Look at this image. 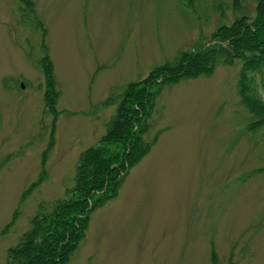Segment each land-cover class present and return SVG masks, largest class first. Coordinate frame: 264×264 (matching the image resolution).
Returning <instances> with one entry per match:
<instances>
[{
	"label": "rangeland",
	"instance_id": "1",
	"mask_svg": "<svg viewBox=\"0 0 264 264\" xmlns=\"http://www.w3.org/2000/svg\"><path fill=\"white\" fill-rule=\"evenodd\" d=\"M31 1L59 113L51 134L35 63L40 36L19 23L16 0H0V264L28 220L72 188L78 155L103 135L126 84L236 16L251 17L255 5L238 0L233 12L234 0H197L193 11L181 0ZM239 66L160 90L143 135L157 132L156 142L117 195L90 213L67 264H264V133L244 130ZM252 78L263 99L264 75Z\"/></svg>",
	"mask_w": 264,
	"mask_h": 264
},
{
	"label": "trees",
	"instance_id": "2",
	"mask_svg": "<svg viewBox=\"0 0 264 264\" xmlns=\"http://www.w3.org/2000/svg\"><path fill=\"white\" fill-rule=\"evenodd\" d=\"M16 1L21 9L19 23L31 27L41 39V56L35 63L43 78V102L52 117V134L59 113L55 109L58 93L43 43L45 28L31 0ZM196 2L181 0L192 11ZM254 3L251 17L236 16L230 24L220 25L207 38L200 39L190 50L181 51L170 61L151 69L145 78L126 84L103 135L78 155L72 188L53 201L48 212L41 210L28 220L27 230L16 245L6 250L2 264H67L84 238L90 213L117 195L129 170L156 142L157 132L149 141L144 140L143 135L150 128L148 119L154 100L163 87L180 80L208 77L216 66H231L237 61L240 66L236 95L239 105L249 116L244 130L264 133V98L257 95L252 78L253 73L264 75V0H254ZM239 9V1L234 0L232 11ZM113 101L108 97L102 105ZM52 143L50 137L47 148ZM262 171L264 168L258 169ZM37 183H32L23 194L27 196ZM14 217L4 229L11 226ZM211 256L214 260L213 254Z\"/></svg>",
	"mask_w": 264,
	"mask_h": 264
},
{
	"label": "water",
	"instance_id": "3",
	"mask_svg": "<svg viewBox=\"0 0 264 264\" xmlns=\"http://www.w3.org/2000/svg\"><path fill=\"white\" fill-rule=\"evenodd\" d=\"M20 87L22 88V85H20Z\"/></svg>",
	"mask_w": 264,
	"mask_h": 264
}]
</instances>
